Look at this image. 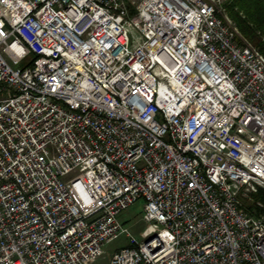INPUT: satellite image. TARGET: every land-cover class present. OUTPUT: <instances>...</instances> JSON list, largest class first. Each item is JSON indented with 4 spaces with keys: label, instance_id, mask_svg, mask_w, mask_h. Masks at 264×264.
Returning a JSON list of instances; mask_svg holds the SVG:
<instances>
[{
    "label": "built area",
    "instance_id": "1",
    "mask_svg": "<svg viewBox=\"0 0 264 264\" xmlns=\"http://www.w3.org/2000/svg\"><path fill=\"white\" fill-rule=\"evenodd\" d=\"M261 189L264 53L223 0H0V264L122 234L107 264H264Z\"/></svg>",
    "mask_w": 264,
    "mask_h": 264
},
{
    "label": "rangeland",
    "instance_id": "2",
    "mask_svg": "<svg viewBox=\"0 0 264 264\" xmlns=\"http://www.w3.org/2000/svg\"><path fill=\"white\" fill-rule=\"evenodd\" d=\"M228 0H223V4ZM226 7V6H225ZM227 8V7H226ZM129 31L133 37V39H139V35L129 27ZM264 34L262 35L263 38ZM27 62V59L24 60L20 65L24 66ZM257 198V197H255ZM257 199H262L261 197ZM143 206L144 200L140 198L137 202H135L132 206H130L127 210L123 211L119 218L123 222V224L128 227L130 232L140 241L147 238L149 235L154 234L160 226L155 222H147L143 219ZM130 238L127 237L126 234L120 235L115 240L107 243L104 246V254L100 256L94 264H107L110 260V257L122 247L129 246Z\"/></svg>",
    "mask_w": 264,
    "mask_h": 264
},
{
    "label": "trees",
    "instance_id": "3",
    "mask_svg": "<svg viewBox=\"0 0 264 264\" xmlns=\"http://www.w3.org/2000/svg\"><path fill=\"white\" fill-rule=\"evenodd\" d=\"M225 6L242 35L264 53V0H228ZM255 197L264 200V190Z\"/></svg>",
    "mask_w": 264,
    "mask_h": 264
}]
</instances>
